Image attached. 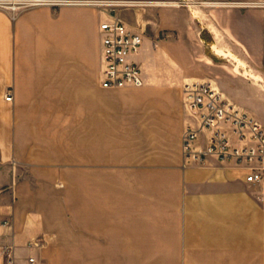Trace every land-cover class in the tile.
I'll return each instance as SVG.
<instances>
[{"label": "crops", "instance_id": "0c3cea01", "mask_svg": "<svg viewBox=\"0 0 264 264\" xmlns=\"http://www.w3.org/2000/svg\"><path fill=\"white\" fill-rule=\"evenodd\" d=\"M63 1L76 3L0 9V246L11 248L0 264H59L69 214L72 246L101 248L106 263L114 253L119 264H264V182L213 157L185 163L182 152L184 83L209 80L246 111L227 71L217 81L200 67L195 46L209 29L191 3L218 30L219 5L264 0H128L152 2L120 11L143 32L145 86L117 91L101 87L107 16L90 3L122 0Z\"/></svg>", "mask_w": 264, "mask_h": 264}, {"label": "built area", "instance_id": "2783aa9c", "mask_svg": "<svg viewBox=\"0 0 264 264\" xmlns=\"http://www.w3.org/2000/svg\"><path fill=\"white\" fill-rule=\"evenodd\" d=\"M76 1L63 0H0V9L13 14L40 6H60ZM89 3V2H88ZM90 4L106 13L99 26L102 47L101 87L123 90L145 86L142 69L135 57L143 45V32L131 29L119 12L121 7L150 5V1H92ZM184 105L191 120L182 137L185 163L203 164L213 157L245 172L248 183L264 182V125L248 112L231 103L209 80L183 84ZM13 91L6 95L12 101ZM201 134L207 135L203 148L196 146ZM0 189V214L1 196ZM11 248L0 246V257H11ZM30 264H36L29 257Z\"/></svg>", "mask_w": 264, "mask_h": 264}, {"label": "rangeland", "instance_id": "374dc122", "mask_svg": "<svg viewBox=\"0 0 264 264\" xmlns=\"http://www.w3.org/2000/svg\"><path fill=\"white\" fill-rule=\"evenodd\" d=\"M202 3H198V6L203 5ZM147 6L149 5L121 7L120 10L144 9ZM219 6H221L220 9L225 11L222 21L218 24L219 31L214 28L210 18L201 16L200 9L198 7L196 9L197 12L194 16L197 19L203 17V22L201 24L197 23L199 29L206 26L209 29H200L201 32L198 36L200 43L195 46V50L200 53V55H197V61L201 68L213 73V76L211 75L209 78L214 80L218 81L214 75H225L222 70L227 71L229 78L232 79L230 87L233 95L238 99L237 101L264 125V3L249 6L243 4V2H229ZM231 9L239 12L234 21L227 16L230 14H227L226 11ZM249 13H252L250 19ZM210 31H214L215 35ZM213 45L222 49L224 53L229 54L232 58L237 57V61L234 62L228 57L216 56L212 50ZM203 49L213 59L214 64L211 61L207 62L209 64L205 62L207 60L202 55ZM251 75L261 78L262 82L253 79ZM59 187L65 188L64 185H59ZM69 203L70 201H64L63 207L67 211H70ZM64 219L63 242L62 246L58 248L59 264H119V262H114L119 259L118 255L114 253L111 255L113 262H104L107 257L104 258V250L101 248L93 250L86 247H73L70 214Z\"/></svg>", "mask_w": 264, "mask_h": 264}, {"label": "bare ground", "instance_id": "6f19581e", "mask_svg": "<svg viewBox=\"0 0 264 264\" xmlns=\"http://www.w3.org/2000/svg\"><path fill=\"white\" fill-rule=\"evenodd\" d=\"M191 5H192V7H194V8L199 7L198 4H197V2H196V3H191ZM213 51H214V53H215L216 55H218V56H222L223 58H227V57H228V58L232 59L234 62L237 61V60H236L237 57H236V58H232L229 54L224 53V52L222 51V49H219L218 47H213ZM240 63H241V62H240ZM251 77H252L253 79L259 81V82H262V79H261V78H258L257 76L254 77V76L251 75Z\"/></svg>", "mask_w": 264, "mask_h": 264}]
</instances>
